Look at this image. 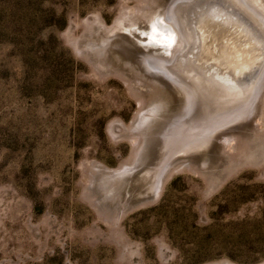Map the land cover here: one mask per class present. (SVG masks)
Returning <instances> with one entry per match:
<instances>
[{
    "label": "rangeland",
    "instance_id": "rangeland-1",
    "mask_svg": "<svg viewBox=\"0 0 264 264\" xmlns=\"http://www.w3.org/2000/svg\"><path fill=\"white\" fill-rule=\"evenodd\" d=\"M170 1L0 0V264H264V78L240 115L179 118L138 62L179 68ZM163 127L222 130L200 157L151 156Z\"/></svg>",
    "mask_w": 264,
    "mask_h": 264
},
{
    "label": "water",
    "instance_id": "water-1",
    "mask_svg": "<svg viewBox=\"0 0 264 264\" xmlns=\"http://www.w3.org/2000/svg\"><path fill=\"white\" fill-rule=\"evenodd\" d=\"M182 4L183 6L189 4L193 7L192 17L193 20H195L194 24L198 30V46L197 52L193 54V63L198 64L201 68L203 77L212 82L215 81L212 86L213 89L229 92L231 88L235 89L239 85L246 84L257 75V78L259 77L264 67V34L260 32V30L256 31L257 33L253 31L251 21L246 17L247 14L244 13L240 7L233 4L232 0H171L167 5L166 17H170L171 7L176 6L179 8ZM191 6L189 9L192 8ZM169 10L170 13L168 14ZM202 23L205 24V27L200 26ZM200 39L201 41H199ZM123 51L130 57L135 52L130 48H124ZM144 51H146V49L140 46V52ZM149 57L151 56L147 54L139 58L138 62L141 70L145 75L154 74V78H156L170 94L171 100L179 105L175 87L171 84L170 80H168V77L165 76L162 69L149 64L151 62ZM147 61H149V63ZM243 121H245V119L236 123ZM233 124L235 123L231 125ZM224 128H226V126ZM162 129L155 137L156 140L154 138L155 141L153 145H151V156H155L157 153L160 156L164 152L163 150L167 151L165 153L167 156L172 147L178 148L184 144H191V148L193 149L183 154L200 157L202 153H205L207 149L213 145V141L222 130H219L210 141L205 142L202 136L196 137L195 135V137H190L195 133L192 131L186 133L185 130L181 128L176 131V134L178 133L179 135H175L176 138L174 141H168L169 134H175V130L169 131L165 127ZM198 133L199 131L197 134ZM168 163V165L163 166L164 168L160 175V187L166 177L170 175L171 170H168L170 162ZM141 165H143V163ZM138 168L133 169H137L136 171H138L142 166ZM147 168L150 169V166ZM191 170L203 173L199 168H191ZM117 173L118 171H115L113 175ZM141 177L146 179L143 175H141ZM151 188L152 186L150 187L151 192L129 205V209L152 202L159 190L153 191Z\"/></svg>",
    "mask_w": 264,
    "mask_h": 264
},
{
    "label": "bare ground",
    "instance_id": "bare-ground-1",
    "mask_svg": "<svg viewBox=\"0 0 264 264\" xmlns=\"http://www.w3.org/2000/svg\"><path fill=\"white\" fill-rule=\"evenodd\" d=\"M232 3L240 7L244 11V13L247 14L246 17L251 21V26L255 33H257L256 31L260 30V32H263L264 34V7L261 5L259 0H232ZM190 6L191 5L186 4L185 6L178 8L180 13L184 12V14L182 15V21H180V18L178 21L172 22V20L170 19L171 17H169L171 22L170 24H168L165 23L164 20L163 23L167 25L165 30L161 31L162 33L165 32L163 42L168 44V46H170L173 41L176 42L174 48H179L180 51L177 58L180 57L182 59L181 61H178L180 65L179 68H175L176 65H178L176 63L174 70H172L171 68L169 70H166L167 74L171 75H169V77L171 78V84L175 87V91L178 96L179 109L177 115H179V118L182 117L181 119L184 121H191L198 118L200 120H203V124L208 122L206 121L207 116L205 111L217 113L219 112L218 116H222L221 118L223 119L240 115L246 105L254 98L257 88L260 86L261 81L264 78V67L258 78L257 75L248 83L239 85L235 89L231 88V91L229 92H222L217 89H213L212 86L215 81L212 82L209 79L203 77V73H201V68L198 66V64L193 63V54L197 52L198 46V30L196 25L194 24L195 20H193L192 17L193 7L191 6L192 8L189 9ZM155 26L158 27V23ZM200 26L205 27V24L202 23ZM181 36L184 37L182 41L180 40ZM199 41H201V39ZM183 69H186L188 71V75L182 73ZM188 77L189 79L191 78V80H189ZM262 93H264L263 90ZM156 112L158 113V111H156L155 109L149 111L142 118V121L149 119L150 116L155 115ZM208 140L209 139L207 137H204L205 142ZM171 141H174V139H172ZM192 149L193 148H191V144H184L178 148L172 147L171 155L173 156L175 154L187 153L190 152ZM163 168L164 167H162V169ZM159 173V178L152 184L151 189L153 191L160 190L159 182H161L160 175L162 171H160Z\"/></svg>",
    "mask_w": 264,
    "mask_h": 264
},
{
    "label": "trees",
    "instance_id": "trees-1",
    "mask_svg": "<svg viewBox=\"0 0 264 264\" xmlns=\"http://www.w3.org/2000/svg\"><path fill=\"white\" fill-rule=\"evenodd\" d=\"M51 16H52L53 19H58L59 21H61L63 19V16L62 15L57 16V14H56V12L54 10H52ZM52 39H53V36L51 35L49 37V40H52Z\"/></svg>",
    "mask_w": 264,
    "mask_h": 264
}]
</instances>
